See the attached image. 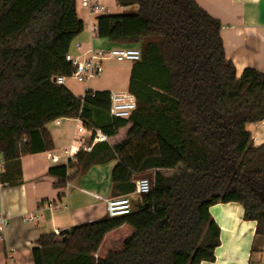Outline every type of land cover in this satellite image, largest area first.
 Listing matches in <instances>:
<instances>
[{
    "label": "trees",
    "instance_id": "1",
    "mask_svg": "<svg viewBox=\"0 0 264 264\" xmlns=\"http://www.w3.org/2000/svg\"><path fill=\"white\" fill-rule=\"evenodd\" d=\"M116 1L138 8L97 19L100 39L141 51L128 90L137 109L126 120L109 116L110 92L77 97L57 83L72 76L66 57L85 29L77 0H0L3 161L13 166L53 151L46 126L58 119H79L91 130L95 117L105 115L108 123L99 129L108 140L128 128L124 138L51 168L55 187L64 189L113 160L114 197L134 193V179L153 174L151 192L132 214L41 236L32 250L34 264L214 262L221 243L212 206L241 204L244 219L256 222V233L264 236V145L255 147L246 129L264 120V72L247 68L238 76L226 58L220 22L196 0ZM20 177V169L12 170L3 181Z\"/></svg>",
    "mask_w": 264,
    "mask_h": 264
},
{
    "label": "crops",
    "instance_id": "2",
    "mask_svg": "<svg viewBox=\"0 0 264 264\" xmlns=\"http://www.w3.org/2000/svg\"><path fill=\"white\" fill-rule=\"evenodd\" d=\"M196 2L212 18L220 22L222 26L220 35L226 58L234 64L238 76L247 68L264 72V0H196ZM113 3L114 6H111ZM106 7L109 10L108 15L112 16L134 14L138 10L136 6L121 7L116 0L107 2ZM77 12L84 22L85 29L73 42L70 49L72 55L79 54L78 47H81V51L90 48L94 50L119 48L110 41L100 39L98 36L93 37L89 29L95 19L91 18L87 11L84 13L77 9ZM129 48L139 49L137 46ZM132 68L133 63L128 62L126 64L128 83L123 90H91L87 85L80 88L79 85L70 82L71 78H66L63 85L77 97H84L87 91L105 90L110 93L128 91ZM94 121L96 124L93 129L88 130L79 119H58L52 122L53 128H49L52 123L46 126L54 142L53 151L28 155L23 157L18 165L15 163L13 166L6 164L0 157V214L9 219L8 227L2 234L3 240H0V264H7L9 249L16 250L17 264H34L32 250L37 247V241L41 236L59 235L75 226L108 217L106 201L114 198L112 172L117 160L92 167L87 173L73 178L64 189L56 188L58 180L48 174L51 168L67 165L69 161L76 163V156L82 150L77 140L90 144L92 130L101 131L100 126L108 123V118L105 115L96 116ZM80 127L84 132H79ZM246 129L251 133L255 147L264 145V120L248 123ZM127 130L128 128L120 131L107 143L114 145L119 142ZM78 133L85 136L77 137ZM19 169L21 177L15 183L3 181L4 174L12 170L17 172ZM161 172L165 175L170 173L164 170ZM73 173L75 171H70L68 175L71 176ZM62 193L63 196L59 197ZM131 195L135 207L141 202V197L134 193ZM61 203L66 206H60ZM210 213L220 226L221 244L215 250V261L202 264H264V236L256 233V222L244 219L241 204L235 202L217 204L210 208ZM31 216H37V219L30 222Z\"/></svg>",
    "mask_w": 264,
    "mask_h": 264
},
{
    "label": "built area",
    "instance_id": "3",
    "mask_svg": "<svg viewBox=\"0 0 264 264\" xmlns=\"http://www.w3.org/2000/svg\"><path fill=\"white\" fill-rule=\"evenodd\" d=\"M81 6L86 9L89 16L95 19V22L90 26V33L94 37L98 36V17L107 15L108 8L102 4L101 0H81ZM79 54L67 55V62L71 63L74 67V72L70 77L73 80L79 82H86L92 78L101 74L103 64L110 61L117 63L130 62L135 63L141 59V51L134 48H113L109 50H94L90 48L86 51H81V47H78ZM66 78L59 77L57 83L63 85ZM111 105L109 108V116L113 119H129L133 112L137 109L136 96L130 91H120L110 93ZM81 121V120H80ZM82 122V121H81ZM83 124V122H82ZM79 132H84L82 127L79 128ZM92 143L86 144L83 140H77L81 144L82 150L85 152H92L96 144L106 143L107 136L99 131L92 130L91 132ZM69 185V184H68ZM153 182L149 179H142L136 181V189L134 195L142 196L151 192ZM62 207L66 205L61 203ZM107 216L109 218L124 217L132 214L133 202L132 195H125L114 197L106 201ZM37 219V216H31L29 221L32 222ZM9 219L3 214H0V240H3L2 234L8 227ZM16 250L9 249L7 253V264L16 263Z\"/></svg>",
    "mask_w": 264,
    "mask_h": 264
},
{
    "label": "rangeland",
    "instance_id": "4",
    "mask_svg": "<svg viewBox=\"0 0 264 264\" xmlns=\"http://www.w3.org/2000/svg\"><path fill=\"white\" fill-rule=\"evenodd\" d=\"M111 1L112 0H101V2H103L102 4H105L106 6H107V2H111ZM111 6H114V3L113 5L111 4ZM77 9H79L80 12L86 13V9L81 6V0H77ZM121 15H125V14H121ZM127 63L128 62L117 63L115 61L106 62L103 64L101 74L98 75L97 77L92 78L86 82H79L73 79L70 82L79 85L80 88H82V86L85 87V85H87L91 90L105 89L110 91H116V90L126 89L128 83L126 77L127 75L126 73L128 70L126 69ZM53 127H54L53 123L49 125L50 129ZM79 136H85V134L78 133L77 137Z\"/></svg>",
    "mask_w": 264,
    "mask_h": 264
},
{
    "label": "water",
    "instance_id": "5",
    "mask_svg": "<svg viewBox=\"0 0 264 264\" xmlns=\"http://www.w3.org/2000/svg\"><path fill=\"white\" fill-rule=\"evenodd\" d=\"M149 179L151 182H153V176L152 174H147V175H143V176H139V177H136L134 180L135 181H139V180H142V179ZM66 232H68V230H66Z\"/></svg>",
    "mask_w": 264,
    "mask_h": 264
}]
</instances>
